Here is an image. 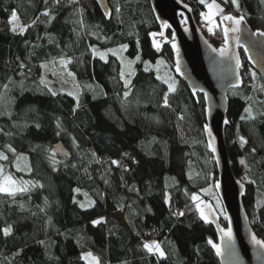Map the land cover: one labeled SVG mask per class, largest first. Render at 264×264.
Returning <instances> with one entry per match:
<instances>
[{
	"label": "trees",
	"instance_id": "16d2710c",
	"mask_svg": "<svg viewBox=\"0 0 264 264\" xmlns=\"http://www.w3.org/2000/svg\"><path fill=\"white\" fill-rule=\"evenodd\" d=\"M181 1L199 25L206 3ZM209 1L220 3L225 16L243 15L255 32H264V0H238V9L232 0ZM109 5L107 20L95 0H0V152L8 157L0 167L29 182L27 192L0 193V264H87L82 257L89 252L100 264H220L208 243L217 241L216 231L192 199L206 198L218 209L204 96L194 97L177 78L171 31L168 44L154 46L152 33L161 30L148 0ZM13 13L28 26L22 35L11 31ZM200 29L207 37V27ZM216 30L210 42L220 48L224 36L220 26ZM123 45L127 56L168 69L175 91L142 62L125 86L120 59L102 60L92 51ZM240 54L242 85L229 91L225 136L234 174L254 181L245 184L243 205L264 241V79L245 51ZM60 59L71 60L78 99L64 91L52 95L49 77L41 83L48 72L41 65ZM249 107L255 119L247 118ZM60 142L70 157L56 152L54 164L51 150ZM153 241L165 257L143 247Z\"/></svg>",
	"mask_w": 264,
	"mask_h": 264
},
{
	"label": "water",
	"instance_id": "95a60500",
	"mask_svg": "<svg viewBox=\"0 0 264 264\" xmlns=\"http://www.w3.org/2000/svg\"><path fill=\"white\" fill-rule=\"evenodd\" d=\"M105 19L110 20L112 9L109 0H95ZM160 27V33L153 39L162 47L169 43L167 31L172 33V43L179 47L180 70L176 69L177 53L174 52V72L180 80L186 83L194 97L198 94L204 96L206 109V126L212 131V136H208L205 126V137L209 146V141L215 146V152L210 151L216 163L217 181L215 190L221 202L224 216H227V227L221 224V215L216 206L203 197H198L196 205L198 211L203 209L207 220L217 235V241L221 243L220 229H232L235 239L234 256H227L226 244L224 246L226 255L217 256L220 264H264V248L256 245L252 236L262 240L253 230L249 216L243 205L245 194V183L237 178L233 172V162L229 156L226 143V126L228 125L229 91L238 89L242 85V59L240 49L244 50L252 68L264 79V37L255 35V32L244 20L241 23L239 33L231 29L236 25L231 22L221 20V30L224 36V29H229L227 41L220 48L214 47L200 29L195 20L192 8L181 0H148ZM110 14V15H109ZM167 23L169 28H162L161 25ZM239 38V43H237ZM172 46V45H171ZM227 47L225 56H220L219 50ZM247 49V50H246ZM215 50V51H214ZM237 59L240 66L237 67ZM235 85V87L233 86ZM227 121V123H225ZM57 154L61 157H70V152L62 142L55 145ZM66 153V155H65ZM219 184V187L216 185ZM215 209V212L212 211ZM201 216V215H200ZM263 241V240H262Z\"/></svg>",
	"mask_w": 264,
	"mask_h": 264
},
{
	"label": "snow or ice",
	"instance_id": "6c2138e0",
	"mask_svg": "<svg viewBox=\"0 0 264 264\" xmlns=\"http://www.w3.org/2000/svg\"><path fill=\"white\" fill-rule=\"evenodd\" d=\"M57 3H59V0H56ZM73 2H78V0H73ZM201 3H204V0H200ZM232 3L236 5L237 9L239 8V4H238V0H232ZM219 7L217 5H209V8L211 9L212 7ZM117 11H119V9H117ZM219 11H223V9H219ZM81 13H82V10H81ZM42 15L44 16H48L49 19H52V17L50 16L49 12L45 11L44 13H42ZM110 15V14H109ZM208 19V22L210 24H212L214 27L217 26L215 25V22L212 20L211 18V15H209L207 17ZM224 20H227V21H231L233 22L236 27L232 28L231 30L233 32H236V33H239L240 31V25L241 23L244 22V16L241 15L239 18H236V17H233L231 15H226L224 16ZM78 23H80L81 25L83 24V20L80 19L79 21H77ZM8 23L11 25V31L13 33H17V34H23L27 31V27L28 26H21L18 22V17L15 13L12 14L11 16V19L8 21ZM162 28H169L170 25H168L167 23H163L161 25ZM212 31V28L210 27L209 28V32ZM228 34H229V29L228 28H225L224 29V36H225V40L227 41V37H228ZM158 34L157 33H152V36L155 38ZM159 35L163 36V33H159ZM255 35L257 36H261V37H264V32H257ZM237 43H239V38H237ZM153 44L154 46L157 48V50H159L160 48V44L158 42H156L155 39H153ZM172 48L176 50V53H177V62H176V69L177 71L180 70V63H179V47L173 42L172 43ZM127 49V45H123L121 46L120 49H113V50H110L112 52L113 55H118V53L124 51ZM247 50V49H246ZM92 51L94 53L97 52V50L95 48L92 49ZM215 51V50H214ZM228 49L227 47L225 48H221L219 50V54L220 56H225L226 53H227ZM106 53H99V56H100V59L102 60H105L106 58ZM136 60H140V57L139 56H136ZM120 62L122 65L125 64V60L121 57L120 58ZM60 65L61 66H64L66 67L68 63H71V60H64V59H61L59 61ZM132 61H127V67L129 69V72L132 73ZM161 64L163 63V61L160 62ZM240 66V62L239 60L237 59V67ZM21 68L25 67L23 64L20 65ZM42 68H46L47 66L46 65H41ZM145 71H148V68L145 67ZM134 74V73H133ZM68 75H74L73 73L69 72ZM121 77L123 78L125 73L122 71L121 72ZM253 77H255V74H253ZM160 77H158L159 79ZM171 78L169 77L168 79H165L164 82L166 84H168V89L169 91H175V83L174 81H171ZM11 83V81H10ZM41 83H44V84H47V81L45 79H42L41 80ZM130 83V80L128 79H125L124 80V84L125 86H127L128 84ZM235 87V85H233ZM4 88L5 90L8 89V85H4ZM49 91H51V89H49ZM57 93L52 91V95H56ZM71 95V93H69ZM128 93L126 92L125 93V96H127ZM0 99H2V97H0ZM260 103H264V101H261ZM164 106H168V98L167 96L164 97ZM247 113H248V119H255V117L253 116L252 114V109L251 107H249L248 109H246ZM262 115H264V113H261ZM243 119V117H242ZM225 123H227V121H225ZM57 128L58 129H61V125L59 122H57ZM206 130L208 132V136L211 137L212 136V131L210 128H207L206 126ZM57 135H59V131L57 132ZM74 139V138H73ZM241 142L242 143H247V141L241 137ZM209 147H211L212 151L215 152V146L211 143V140L209 141ZM8 149L9 151H12V152H15V149H12L11 146H8ZM66 155V153H65ZM94 155V154H93ZM55 156H56V150H51V155H50V159H52L53 163H57V161H55ZM8 157L7 155L4 154V152H0V160H7ZM20 159H23V157H21ZM113 164H116L117 166H119L118 162L117 161H112ZM242 164L245 163V161H241ZM17 170H22L20 168V164H19V160L17 161ZM4 169L2 167H0V177H2V179H0V193H5L9 196H15L17 193H24V192H27L29 191V182L27 181H21V182H17L16 180L13 179V177L11 175H4ZM249 183H254V181H249ZM42 187V185H41ZM216 187H219V184L216 185ZM75 191L79 192L80 190L79 189H76ZM193 200H198L199 198L196 197V196H193L192 197ZM76 203H79L78 201H74ZM91 204H94V201H89V206H91ZM79 206L81 208H85V204L83 203H79ZM197 207H199V205H197ZM213 212H215V209H212ZM222 211V209H221ZM184 213H179V215H183ZM200 215L202 218H204L205 220L208 219V217L205 215L204 213V210L201 209L200 210ZM225 218L227 219L228 217L225 216ZM94 224L96 225H99L100 223H102V220H95L93 221ZM4 232V235L7 236L11 233V228L10 227H6L4 228L3 230ZM220 232H221V243L220 244H216V243H213L211 240L208 241L209 244H211V246L215 249L216 251V255L217 256H220V257H225L226 255V252H225V244H226V249H227V256L228 257H233L234 256V246H235V239H234V236H233V233H232V229L231 228H228L227 230H224V229H220ZM252 240L253 242L258 245L260 248H264V241L262 240H259V239H256L255 235L252 236ZM143 247L149 252V253H153V254H158L160 257H165V252L163 251V249L161 248V245L155 241L151 242V243H145L143 245ZM82 259H84L87 264H100V261H99V258L98 257H95L92 255V253H87L86 255H84L82 257Z\"/></svg>",
	"mask_w": 264,
	"mask_h": 264
},
{
	"label": "rangeland",
	"instance_id": "374dc122",
	"mask_svg": "<svg viewBox=\"0 0 264 264\" xmlns=\"http://www.w3.org/2000/svg\"><path fill=\"white\" fill-rule=\"evenodd\" d=\"M204 3H206V11L205 13L202 15V17H205V14L206 16L208 17L209 15H211V18L212 20L215 22V25L217 26H213L212 24H210L208 22V19L206 17V20H207V23H208V26H207V29H208V34H207V39L210 40L214 37L215 33L217 32V28L219 29V26L221 28V20L224 18L225 14H222L221 11H219V9H223L222 5L216 1H212L210 2L209 0H204ZM209 5H217L219 6L218 8L217 7H212L211 9L209 8ZM16 14V13H15ZM17 15V14H16ZM18 17V16H17ZM219 17V19H218ZM201 20V19H200ZM18 22L21 26H24L20 21H19V18H18ZM219 22H220V25H219ZM212 28V31L209 32V28ZM216 30V31H215ZM222 31V30H221ZM203 32V31H202ZM223 34V33H222ZM205 35V34H204ZM211 43V42H210ZM225 44V40H224V43L222 44V46H224ZM120 47H117V48H112V49H105V50H101V51H97V55L99 56V53H106V58H108L109 56L113 55L112 52L110 50H113V49H120ZM126 50L118 53V55H113V56H117L119 59L122 57L124 60H125V64L122 65V71L125 73L124 75V79H128L130 80V83H131V80H132V77H133V73L136 72L137 68H138V63H141L143 64V67H147L148 70H154L157 72V75L162 78V79H168L169 77L171 78V81H174L175 83V78L172 77L168 71V69L166 68H162V66L160 64H152V63H149V62H145V61H142L141 60V57H140V60H136V57L135 58H131L129 56H127L126 54ZM100 57V56H99ZM105 58V59H106ZM61 60V59H60ZM60 60H56V61H52V62H49V63H46L45 65L47 66V70L48 72L47 73H44L43 74V79L46 80V77H49L50 79V86H52V88L54 89L55 92H58V91H64V92H67V93H71V95L73 97H75L76 99L79 98L80 94H81V89L80 87L78 86V81L76 79V76L75 75H68L69 72H71L69 70V67H68V64L66 67L64 66H61L59 61ZM64 60H68V59H64ZM127 61H132V73L129 72V69L127 67ZM45 69V68H44ZM72 73V72H71ZM170 81V82H171ZM129 83V84H130ZM128 84V85H129ZM257 84V83H256ZM258 96L259 98H262L263 96V88L262 86L258 83ZM4 175H10L6 172L3 173ZM12 176V175H11ZM14 180H16L18 183L20 181H18L14 176H12ZM0 179H2V177H0ZM241 181L243 183H249V181H251V177L249 174H246L244 176H242L241 178ZM218 197V196H217ZM217 200V199H216ZM217 203H218V211L220 213L221 209H222V205H221V202L218 198L217 200ZM223 212V209L222 211ZM224 213V212H223ZM225 215V214H224ZM121 217V215L119 216ZM225 217V216H224ZM86 255V254H85ZM93 255V254H92ZM94 256V255H93Z\"/></svg>",
	"mask_w": 264,
	"mask_h": 264
},
{
	"label": "built area",
	"instance_id": "2783aa9c",
	"mask_svg": "<svg viewBox=\"0 0 264 264\" xmlns=\"http://www.w3.org/2000/svg\"><path fill=\"white\" fill-rule=\"evenodd\" d=\"M199 26H200L201 28H206V27L208 26V23H207V21H206V18H204V17L201 18Z\"/></svg>",
	"mask_w": 264,
	"mask_h": 264
}]
</instances>
